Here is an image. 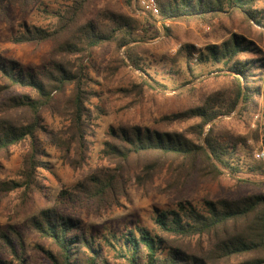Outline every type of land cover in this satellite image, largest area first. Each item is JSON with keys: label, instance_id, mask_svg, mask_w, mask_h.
I'll list each match as a JSON object with an SVG mask.
<instances>
[{"label": "trees", "instance_id": "trees-1", "mask_svg": "<svg viewBox=\"0 0 264 264\" xmlns=\"http://www.w3.org/2000/svg\"><path fill=\"white\" fill-rule=\"evenodd\" d=\"M35 1L0 0V15L10 5L25 11ZM96 1L71 0L52 26L20 24L12 43H51L49 60L40 69L24 68L0 53V167L15 147L24 149L17 177L0 180V202L13 193L23 206L35 194L48 198L41 173L46 146L56 148L72 171L82 172L58 197L90 211L120 205L132 180L145 189L156 176L165 183L162 191L189 185L198 177L217 181L229 176L239 184L264 187V159L253 157L254 143L220 123L232 113L240 122L260 113L263 124L252 139L264 148V0H156L159 14L143 16L142 22L116 9L117 1L109 0L93 13ZM124 2L131 5L135 0ZM155 18L205 24L228 20L229 29L219 42L199 48L186 43L179 52L186 53L190 72L196 53L195 63L206 66L213 77L228 79L229 85L181 112L200 119L193 127L195 138L122 122L104 132L95 165L84 170L104 109L91 104L97 92L83 60L111 46L125 55L118 56L111 70L132 66L151 77L142 52L145 43L158 36ZM163 28L169 37L171 29ZM149 89L154 88L142 77L121 91L143 94ZM46 114L60 117L62 126L49 128ZM152 222L154 230L135 225L119 232L105 228L99 235L80 218L54 205L43 206L24 227L46 244L29 247L25 235L8 223L0 229V264H36L29 249L46 264H264V192L206 198L202 207L179 201L155 209Z\"/></svg>", "mask_w": 264, "mask_h": 264}, {"label": "rangeland", "instance_id": "rangeland-1", "mask_svg": "<svg viewBox=\"0 0 264 264\" xmlns=\"http://www.w3.org/2000/svg\"><path fill=\"white\" fill-rule=\"evenodd\" d=\"M108 1L97 0L93 13L107 6ZM110 1L112 3L117 1L116 9L140 22L143 21V16L135 11V3L126 5L124 0ZM70 2L71 0H36L25 11L10 5L6 14L0 15V53L7 58L18 60L24 68L40 69L49 60L51 43L14 44L10 41V37L20 29L22 23L52 26L56 22L57 13ZM154 26L155 30H158V36L147 41L145 43L147 50L142 52L145 66L151 77L132 66L122 67L117 71L111 70L117 66L118 56L125 57L122 50L116 52L111 46L97 49L92 56L83 60L93 79L90 85L97 92V97L91 99V104L100 105L104 109V113L95 126L89 165L84 170L95 165L104 132L109 127H116L122 122L137 123L164 131H178L190 138H195L196 132H193V127L199 123L200 119L188 117L181 112L195 105L202 97H209L211 93L229 85L228 79L213 77L214 73H208L206 66L195 63L196 53L192 55L193 64L190 62L192 67L190 72L186 53L179 52L182 45L186 43L199 48L207 43L219 42L224 35V30L229 29L228 20L223 22L216 18L210 24H205L198 21L162 22L155 18ZM164 26L171 29L169 37L163 34ZM232 31L237 32V29L233 28ZM138 33L143 35L141 30H138ZM170 58L175 59V62L170 61ZM142 77L154 89L145 90L143 94L121 91V88L130 89L133 83L141 82ZM233 115L234 113L222 116L221 126L232 134L247 137L249 144L254 143L253 157L264 159V157L256 156V152L264 151V148L260 142L256 143L252 139L253 133L256 130L259 131L263 124L261 114H253L247 122H240ZM45 123L51 129H58L63 122L58 116L51 117L46 114ZM208 128L209 125L206 129ZM23 153L22 147H15L8 159L1 160L0 180L17 177ZM42 160L44 164L41 170L42 181L47 187L48 198L35 194L33 199L23 206L17 195L13 193L0 202V229L5 228L8 223L15 225L25 235V242L29 247L43 240L27 230L24 227V221L47 205H54L62 212L80 218L84 226L92 227L101 235L105 228L119 232L135 225L154 230L153 211L174 207L179 201L202 207L206 198H235L264 192V187L239 184L229 176H224L217 181L198 177L189 185L162 191L165 183L162 178L156 176L152 182L147 183L145 189H138L132 180L128 186V197L122 198L120 205H113L100 211H90L85 208L71 207L58 197L60 189L73 185L82 172H74L67 164H64L59 151L53 146H46V156ZM102 241L107 249L106 243ZM43 243L46 244V242ZM29 251L33 259H37L36 264H46L36 251L33 249Z\"/></svg>", "mask_w": 264, "mask_h": 264}, {"label": "built area", "instance_id": "built-area-1", "mask_svg": "<svg viewBox=\"0 0 264 264\" xmlns=\"http://www.w3.org/2000/svg\"><path fill=\"white\" fill-rule=\"evenodd\" d=\"M135 11L142 15L146 16L151 14L157 16L159 14V7L156 0H135ZM257 157H264V151L256 152Z\"/></svg>", "mask_w": 264, "mask_h": 264}]
</instances>
